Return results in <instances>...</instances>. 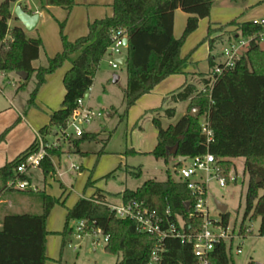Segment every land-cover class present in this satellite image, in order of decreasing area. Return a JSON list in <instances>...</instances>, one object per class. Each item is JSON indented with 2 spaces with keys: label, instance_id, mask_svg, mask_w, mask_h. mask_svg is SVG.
<instances>
[{
  "label": "trees",
  "instance_id": "1",
  "mask_svg": "<svg viewBox=\"0 0 264 264\" xmlns=\"http://www.w3.org/2000/svg\"><path fill=\"white\" fill-rule=\"evenodd\" d=\"M18 0L0 1V72H27L28 79L19 87L23 89L36 74V87L28 101L29 107L36 104L40 88L45 84L47 76L53 74L66 61L79 53L72 60V67L66 73L64 86L66 95L59 110L50 115V124L43 127L39 134L42 138L58 133L67 127L68 121L77 107V101L83 98L91 89L100 67L101 61L108 54L113 33L125 30L128 34L127 47V87L125 89V114L136 102L151 91L166 78L178 74L185 60L181 58V49L187 37L195 32L201 19L208 18L215 0H114V15L110 18L97 20L89 25V34L70 43L64 39V49L49 60L47 67L35 69L33 62L38 60L43 46L40 38H28L23 27H9L12 19L11 5ZM237 2L238 0H231ZM75 0H45L42 8L60 7L71 11ZM182 10L190 17L183 36L174 37V13ZM224 35L235 38L237 35L249 37L259 34L264 28L253 22L239 23L233 21L227 26ZM223 30V29H222ZM217 32L209 28L208 37L211 50L221 37L212 38ZM216 62L210 58V67L214 69ZM208 94L199 92L196 86L187 84L173 92L164 102L174 104L191 99L192 105L199 109V116L184 115L175 125L164 129L159 119L153 123L158 129V142L150 153L156 159L167 164L170 157H196L207 153L212 154L218 165L229 170L233 160L245 159L244 174L249 181L246 192V210L240 235L246 236L244 223L260 218L259 236L264 237V52L254 42L247 53L236 62L233 69L225 70L211 86L210 80H204ZM169 118L175 117V109L165 110ZM124 114V115H125ZM207 116L214 139L207 144L202 133L200 117ZM6 133L0 137L5 139ZM101 134L85 132L73 140V148L79 152V147L86 142L102 143ZM35 141L25 152L14 161L0 169V181L4 188L15 180H30L27 174L17 171L18 166L31 153L37 151ZM176 148V154L171 151ZM56 149L48 150V156L42 161L40 169L45 177L55 173L52 157ZM135 153V152H134ZM84 155V154H83ZM183 166L182 162L178 163ZM222 171V169H221ZM112 175V174H111ZM140 177V172L134 174ZM93 184L90 182L89 186ZM261 192H263L261 194ZM43 212L39 215L17 214L7 215L0 222V264H45L46 221L53 207L60 203L46 192H41ZM124 200L144 201L159 214L167 210L171 218L177 221L183 218L187 224L200 227L199 217L189 220L193 213L194 197L187 185L181 180H173L170 176L165 182L149 180L136 191L126 190ZM106 194L96 190L89 199H81L72 209L68 210L65 233L72 220H85L88 225L101 228L110 236L106 251L123 258L117 264H147L156 244V238L137 230L136 223L122 220L115 216L105 204ZM186 203L189 208L186 209ZM222 222L229 224V214H222ZM232 246L227 249L225 244L216 246L214 264H231ZM164 264H195L190 246L181 244L178 240L166 242ZM254 264V263H250Z\"/></svg>",
  "mask_w": 264,
  "mask_h": 264
},
{
  "label": "rangeland",
  "instance_id": "2",
  "mask_svg": "<svg viewBox=\"0 0 264 264\" xmlns=\"http://www.w3.org/2000/svg\"><path fill=\"white\" fill-rule=\"evenodd\" d=\"M215 1L216 4L212 7L210 16L201 19L197 30L187 37L181 49V58L185 60L182 72L196 69L206 73V75H199L196 80L197 90L203 91L202 94L205 95L208 94V91L205 90L204 80H211L209 75L212 72V70L210 73L207 72L208 60H204L205 40L208 37L209 28L218 25L220 28L217 29V32L224 33L226 29L222 28V30L221 26H227L238 19L252 22L264 19V0ZM74 12L73 16L64 9L47 12L45 19L40 21L36 29V36L42 40L43 46L38 66L47 67L50 59L63 52L64 39L75 43L86 37L90 32L89 25L97 21H92L89 24L87 22L84 25L77 14L78 11ZM13 18H15L14 14ZM183 33L184 31L181 37ZM221 41L217 43L214 53L217 56L218 64L225 62L222 49L228 46L226 42ZM260 49L264 52V46H260ZM110 59L109 56H106L101 61L94 79L93 97L90 101L92 109L101 112L102 117L84 125L85 132L88 133H97L101 130L100 138L103 140L110 138L108 143L105 146L100 142L83 143L81 149L87 152L85 155L76 153V149L73 148V140H63L59 143V149H56V155L62 156L54 158L55 169L60 176H57L55 180L48 178L46 194L61 201L53 207L46 221L45 264H117L120 262L123 258L122 254L115 255L107 252L106 245L103 243L94 247L92 236L77 240L71 231L76 227L74 220L70 222L69 229L65 233L68 210L72 209L81 199L89 200L96 190L112 194L107 195V200L115 203L117 200L113 195H119L127 188L135 190L145 181L151 179L165 181L169 176L177 181L180 168L175 160L177 158L170 157V161L166 164L164 160H158L150 154L158 142V129L153 120L160 119L162 127L168 128L170 125L176 124L183 113L191 115L195 112V117L199 116V109L195 108L191 101L185 111L184 104L175 107L177 111L173 118H169L165 112L166 108L172 107L170 104L166 105L164 109L156 111V108L162 105V101L155 108L150 105L145 106L144 101H141L125 114L124 93L128 79L127 66L113 69L108 63ZM68 65L69 61H66L51 74L52 81L49 83L48 79V82L40 88L36 104L29 107L28 101L36 87V74L31 76L27 87L21 91L16 101V106L21 105L20 107L23 109L22 117L26 116L30 120H36L40 128L50 124V113L43 108L42 102L52 98L54 103L58 101L61 105ZM2 73L4 74V72ZM2 73L0 72V107L7 108L0 115V122L6 123L0 132V137L5 133L6 136L3 141H0V145L9 143L10 150L27 145L24 149L26 150L30 144L34 143L36 135L28 133L26 128L21 127V116L18 113L20 108L11 110L6 99L15 89L14 84L17 81L15 75L5 76ZM115 75L120 77V81L117 83H114ZM181 77H184V74H181ZM1 86L5 87L4 92L1 91ZM179 88L180 86H176L172 92H176ZM203 120L204 116H201L200 122L202 123ZM57 139L59 136H50L52 142ZM28 142L29 144H27ZM132 150L142 153L132 154L134 153ZM185 165H189V162ZM244 166V158L234 159L233 167L229 170L221 166L222 175L228 182L225 188H221L216 180H212L208 184L210 218L214 221L222 219V214L217 209L214 200L228 206V226L230 230L235 231L231 264H264V237L259 236L260 218L254 220H251L250 217L247 218L244 223L246 236L239 235L246 210V192L249 181L248 174H244ZM77 167L78 169H76ZM139 168L142 171L140 177L130 174L131 171H137ZM168 170H170L169 173ZM31 173L33 184L38 188L37 193L25 192L31 193L26 195L21 194L22 192L11 191L4 188V184L0 181V201H8L7 204L0 207V215L41 214L43 212L41 192L44 189V175L39 168H33ZM90 182L93 184L92 186H89ZM239 247L242 251L241 254H237ZM94 249H96L95 252Z\"/></svg>",
  "mask_w": 264,
  "mask_h": 264
},
{
  "label": "built area",
  "instance_id": "3",
  "mask_svg": "<svg viewBox=\"0 0 264 264\" xmlns=\"http://www.w3.org/2000/svg\"><path fill=\"white\" fill-rule=\"evenodd\" d=\"M253 23L264 28V19L253 21ZM125 40H128V34L125 30H118L113 33L112 42L108 49V54L111 56L108 63L113 69L121 67L115 60L122 57L123 50L127 48ZM253 42L259 47L264 46V29L254 36L243 37L239 34L235 38L228 39L226 42L228 46L222 49L225 62L220 64L216 62L215 68L212 69L209 75L211 86L225 70L235 67L236 62L247 53ZM89 92L77 101V107L70 117L67 127L58 133L59 140L57 143L50 144L40 134L37 135V151L29 154L18 166L17 171L19 173L28 175L31 169L40 168L42 161L48 156L49 149L58 147L60 142L67 141L70 137H81L85 133L84 125L102 117L101 112H97L86 105V96L89 95ZM201 128L207 139V144H210L214 139V132L210 127L207 116H204ZM188 162L189 165H185ZM177 175L178 179L187 185L188 190L194 197L193 213L189 215V220L192 221L196 217L201 218L202 224L198 228H195L191 223L187 224L183 218L174 221L171 218L170 210L161 215L144 201H126L122 197L115 203L108 201L105 205L115 213L117 218L134 221L138 232L156 238L155 247L147 264H164L166 242L170 240H178L181 244L190 246L196 261L195 264H214L216 246L225 244L227 249L231 247L235 239V231L230 230L228 225L225 226L222 219L221 221H214L210 218L207 196L208 184L212 180H216L221 188H225L228 182L223 177L215 157L210 153L188 158L183 166L179 168ZM7 186L20 192H38V188L30 180L11 181ZM75 222L76 227L71 231L77 240L92 236L94 247L99 246L100 243L109 244L110 236L106 235L101 228L91 227L85 220ZM240 236L242 237V235ZM241 252L239 247L237 254H241Z\"/></svg>",
  "mask_w": 264,
  "mask_h": 264
},
{
  "label": "crops",
  "instance_id": "4",
  "mask_svg": "<svg viewBox=\"0 0 264 264\" xmlns=\"http://www.w3.org/2000/svg\"><path fill=\"white\" fill-rule=\"evenodd\" d=\"M4 1V0H2ZM261 1V0H260ZM45 2V0H18L16 3H13L11 5V11H12V19L10 20L9 22V27L10 28H14L15 26H20V27H23L21 22L15 17L13 18V14H14V11L17 7H21L25 12L29 13V14H33V13H38L40 15V20H39V23L40 21H43V19H45L46 17V13L47 12H51V11H56V10H59V9H62L60 7H49L47 9H43L42 6H43V3ZM76 2V5L73 7V9L71 11H67L69 12L72 16L73 14L75 13L74 11H78L77 14L80 16V20L82 22V24H86L88 22V24L92 21H95V20H98V19H105V18H110L114 15V8H113V4H114V0H75ZM66 11V10H65ZM15 15V14H14ZM190 16L183 12L182 10L178 9L175 11L174 13V37L176 39H179L181 38V35H182V32L185 31V28H186V25H187V21H188V18ZM201 21V20H200ZM199 21V23H200ZM237 22L239 23H246V22H252L250 20H247V21H243V20H236ZM39 25V24H38ZM24 28V27H23ZM38 28V26H37ZM36 28V29H37ZM214 30H217L218 28H220V26L218 25H214L212 27ZM33 31V32H27L26 31V34H27V37L28 38H37L36 36V30ZM84 30V29H83ZM217 37H221L220 39H218L215 44H214V48L213 50H211L210 46H209V42H206L205 43V46H206V51H205V56H204V60H208V70L207 72L210 73V71L212 70L211 67H210V58L213 57L214 59V62H217V56L214 55L215 51H216V47H217V43L222 40L221 42H227L228 39H229V36L227 35H224V33L222 32H217L215 33L212 38H217ZM220 43V42H219ZM58 50V49H57ZM79 53L73 55L71 57V60H69V65H68V68L67 70L69 71L72 67V60L76 59L78 57ZM106 56H109V58H111V56L109 54H107ZM105 56V57H106ZM122 57L120 58H124L125 60V64L124 66H126V59H127V48L123 50L122 52ZM40 57L38 60L34 61L33 62V67L35 69H38L40 67H43L42 65H39L38 64L40 63ZM110 66V65H109ZM183 70V67L180 69L179 73L178 74H175V75H172L168 78H166L165 80H163L160 84H158L152 91L151 93L147 94V95H144L142 96L136 103H141V101H144L143 103L145 104V106H153L155 108V106H157L158 104L161 103L162 101V105L158 108H156V111L158 110H161V109H164V107L168 104L172 105V107L170 108H174L175 111H177V109L175 107L181 105V104H184V111L185 109L187 110V106L189 104V102L191 101V99L185 101V102H181V103H177V104H174V103H171V102H164L165 99L169 98V96L174 92H172V90H174V88H176V86H180V88H182L183 86L187 85V84H192L194 86H197L198 84H196V80L198 78L199 75L201 74H205L206 73H202L201 71L199 70H194V69H191V71H187V72H182ZM67 71V72H68ZM66 72V73H67ZM3 74V73H2ZM8 74H13L15 75L17 81L15 82L14 84V90L11 92V94H9L6 99L8 100V103L9 105L11 106V110H13L14 108L16 110H18L17 108H20V111L18 110V113L20 114L21 118H20V123H21V127L22 128H26L28 133H33L36 135V139L34 140V142L37 140V135L39 134L40 130L43 128L41 127L40 128V125H38L37 121L36 120H30L29 117H26V116H23V109H21V105L20 106H16V101L21 93L22 90H24V88L27 87L28 83L26 84V86L19 90V87L28 79L26 80H23L21 77H19L18 75V72H10V73H4L3 75L7 76ZM181 74L183 75L184 74V77H181ZM52 75H49L47 76V79H46V82L45 84L48 82V79H49V83L52 81ZM51 79V80H50ZM119 81H120V77H119ZM58 82V80H57ZM56 82V83H57ZM44 84V85H45ZM43 85V86H44ZM42 88V87H41ZM179 88V89H180ZM178 89V90H179ZM5 90V87H2L1 86V91L4 92ZM93 91H94V83H93V86L91 87V91L89 92V95H88V98H86V105L91 107L90 105V101L93 97ZM171 92V93H170ZM65 95H66V89H64V93H63V98H62V103H63V100L65 98ZM42 102V101H41ZM62 103L61 105H59L58 101L55 103L53 102V99L52 98H49L47 101L45 102H42L43 104V108H45L47 111H49L50 115L54 112V111H57L61 108L62 106ZM154 104V105H153ZM9 105H6L9 107ZM60 106V107H59ZM159 106V105H158ZM7 108V107H0V115L4 112V109ZM92 108V107H91ZM113 108V107H112ZM111 108V109H112ZM147 108V107H145ZM169 108H166L165 110H167ZM14 113V112H13ZM15 115V114H14ZM176 115V113H175ZM186 115V113L184 114L183 113V116ZM110 117V115H108ZM182 116V117H183ZM181 117V118H182ZM180 118V119H181ZM160 120V119H159ZM175 125V124H173ZM6 126V123H2L0 122V132L3 130V128ZM40 128V129H39ZM166 129V128H164ZM38 131V132H37ZM101 130L95 134H100ZM54 133V132H53ZM50 136H54L53 134L52 135H49V136H46L44 137L45 141L50 143V144H55L58 142L59 139H57L56 141L52 142L50 140ZM33 137V136H32ZM76 139L73 137V140ZM102 139V138H101ZM33 143V142H32ZM29 144V142L27 143ZM32 144L29 145V147L31 146ZM27 145H23L21 147H17L15 150H10L9 148V143L7 144H3V145H0V169L2 167H4L7 163L9 162H12L14 161L18 156H20L23 152H25L26 150H24L26 148ZM157 146V145H156ZM155 146V147H156ZM155 149V148H154ZM153 149V150H154ZM24 150V151H23ZM152 150V151H153ZM132 151H134L135 153H132ZM131 153L132 154H137V153H142V152H137L135 150H132ZM151 151V152H152ZM76 153L77 154H81V155H85L87 154V152H84L82 151L81 149V146L79 147V152L76 150ZM61 158L59 156H54L52 157V162L54 164V158ZM14 158V159H13ZM175 159V158H173ZM177 160V163L180 162V158H177L175 159ZM170 161V160H169ZM54 167H55V164H54ZM121 169V167H119ZM40 169V168H39ZM41 170V169H40ZM170 170H168L167 172L169 173ZM32 169L29 171V174L28 176L30 177V181L33 183V180H32ZM42 172V171H41ZM140 172V176L142 174V171L141 169L139 168L137 171H131L130 174L134 175L135 173H138ZM57 176H60L58 174V172L56 171L55 169V173L54 174H50L48 175L47 177L44 176V179H45V182H44V189L43 191L46 192V189H47V182H48V178H51L52 180H55L57 178ZM169 176V175H168ZM152 180V179H151ZM149 181V180H148ZM154 181H157V180H154ZM167 181V180H165ZM165 181H158V182H165ZM147 182V181H145ZM144 182V183H145ZM144 183H142L139 187H137L135 190H131V191H136L137 189H139ZM126 190H130V189H125L122 193H120L119 195H113L115 197V200H120L122 197H123V193L126 191ZM103 191V190H101ZM106 196L107 195H112V194H109L107 193L106 191H103ZM37 193V192H35ZM95 193V192H94ZM21 194H31V193H25V192H22ZM113 202V201H111ZM8 201L7 200H1L0 201V207L2 205H5L7 204ZM8 215V214H7ZM6 214H1L0 215V219L1 221L7 216ZM32 215H39L38 213L37 214H32ZM93 241L92 240V245H93ZM96 251V249H94V252Z\"/></svg>",
  "mask_w": 264,
  "mask_h": 264
},
{
  "label": "water",
  "instance_id": "5",
  "mask_svg": "<svg viewBox=\"0 0 264 264\" xmlns=\"http://www.w3.org/2000/svg\"><path fill=\"white\" fill-rule=\"evenodd\" d=\"M15 17L21 22L22 26L27 32H33L37 28L40 20V15L38 13L29 14L25 12L21 7H17L14 11ZM125 46L128 47V40H125ZM116 63L119 64V66L123 67L125 64L124 58H117ZM19 77H21L23 80H26L28 77L27 72H18ZM119 81L118 76H114V83H117ZM88 98V96H86ZM192 117H195V112L191 114ZM54 136L57 135V132L54 131ZM171 155L176 154V148L173 149L171 152ZM188 160V157H180V162L184 163ZM217 209L221 212V214H226L228 211V206L225 204H222L221 202L214 200ZM186 209L189 208V204L186 203Z\"/></svg>",
  "mask_w": 264,
  "mask_h": 264
}]
</instances>
